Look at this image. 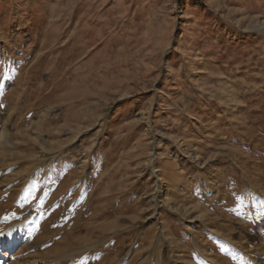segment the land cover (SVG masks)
Here are the masks:
<instances>
[{"label":"rangeland","instance_id":"374dc122","mask_svg":"<svg viewBox=\"0 0 264 264\" xmlns=\"http://www.w3.org/2000/svg\"><path fill=\"white\" fill-rule=\"evenodd\" d=\"M0 232L19 264H264V0H0Z\"/></svg>","mask_w":264,"mask_h":264},{"label":"bare ground","instance_id":"6f19581e","mask_svg":"<svg viewBox=\"0 0 264 264\" xmlns=\"http://www.w3.org/2000/svg\"><path fill=\"white\" fill-rule=\"evenodd\" d=\"M0 239V264H19L14 260V255H11L13 252L12 246L17 241L14 236L3 235ZM9 239V240H8ZM7 241V242H3Z\"/></svg>","mask_w":264,"mask_h":264},{"label":"snow or ice","instance_id":"6c2138e0","mask_svg":"<svg viewBox=\"0 0 264 264\" xmlns=\"http://www.w3.org/2000/svg\"><path fill=\"white\" fill-rule=\"evenodd\" d=\"M7 218H5V220H6ZM2 235H6L5 233H3V232H0V236H2Z\"/></svg>","mask_w":264,"mask_h":264}]
</instances>
